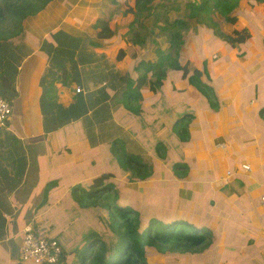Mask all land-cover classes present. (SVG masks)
I'll return each instance as SVG.
<instances>
[{
  "label": "crops",
  "instance_id": "crops-1",
  "mask_svg": "<svg viewBox=\"0 0 264 264\" xmlns=\"http://www.w3.org/2000/svg\"><path fill=\"white\" fill-rule=\"evenodd\" d=\"M81 1L76 0L65 11L67 0H64L53 14L43 11L35 18L24 20L22 33L13 39L17 46L10 44L3 50L4 59L0 58V70L14 89V93L5 89L11 114L0 122V264H34L20 258L21 240L28 226L39 235L59 239L65 247L77 244L80 224L72 190L78 185L86 188L94 177L105 173H111L118 181L130 182L125 180L129 174L121 171L114 158L108 134L100 131L103 123L93 122V112L112 96L111 80L115 74L125 76L129 71L127 64L121 68L110 60L109 51L117 52L121 48L124 56L129 55V42L123 40L127 39V24L134 16L132 12L123 15L122 12L133 8L135 0ZM168 1L155 0L153 4H168ZM175 1L177 7L168 13L170 20L181 17L188 21L190 31L212 35L210 27L186 18L187 3L192 0ZM232 2L235 3L232 13L242 24L239 6L245 10L251 7L247 0ZM203 15L213 21L224 20L213 7ZM100 16L117 26V30L112 37L94 45L98 32L94 24ZM144 21L153 40L149 39L143 47L153 53L155 44L162 43L164 37H160V28L152 27L150 19ZM223 23L221 30L230 33L233 28L225 29L233 24ZM157 24L160 26L161 21ZM140 53L137 48L140 57H154L145 58ZM124 56L121 60L125 63ZM173 73L176 72L168 73L166 79L167 83L176 85L171 79ZM156 96L158 99L159 95ZM165 97L172 104V94L165 93ZM145 111H152V105ZM124 112L120 105L111 108L112 121L121 127L120 138L129 132L120 118ZM222 120L220 116L218 121ZM108 126L106 118L104 127ZM194 126L204 140L189 141L193 154L189 155L188 148L184 154L191 170L198 171L200 178L190 180L191 171L179 178L178 184L181 182L185 196L197 201L196 214L201 218L210 216L213 232L212 244L193 255L194 264H264V202L261 201L264 162L255 155L259 143L234 145V139L229 141L219 135L222 140L211 145L210 129L217 125L212 121L203 125L197 120ZM146 150L149 157L146 153L143 156L155 163L149 180L158 177L159 169L165 176L163 180H176L153 149ZM214 154L223 158V170H215ZM205 162L210 167H204ZM244 162L250 166L247 171L241 167ZM72 260L69 256L65 264H74Z\"/></svg>",
  "mask_w": 264,
  "mask_h": 264
},
{
  "label": "trees",
  "instance_id": "trees-1",
  "mask_svg": "<svg viewBox=\"0 0 264 264\" xmlns=\"http://www.w3.org/2000/svg\"><path fill=\"white\" fill-rule=\"evenodd\" d=\"M63 1L0 0V58L4 59L3 50L10 44L13 47L17 46L18 43L13 39L22 33L24 20L35 18L43 11L53 14ZM75 1L67 0L64 10L67 11L71 8ZM104 1L106 3L108 1L109 3L115 2V0ZM154 1L135 0L133 8L128 7L122 12V15L132 12L134 16L132 21L127 24L126 41L130 45L127 50L129 54H133L136 63L125 76L115 74V77L112 78L113 90H111L113 94L107 102L102 103L101 107L93 112V122L96 125L103 123L100 131L103 134L104 132L108 134L111 151L121 171L129 174L125 180L145 185L150 181L149 179L153 177L155 163H152V160L144 157L143 154L147 152L146 148H152L156 157L163 163V167L172 171L176 180L171 179V186L178 187L179 178L188 176L192 171L185 160L184 152L188 148L189 155L193 154L189 143L192 135L189 124L195 125L198 116L195 109H191L182 97L172 101V104L166 99L163 86L168 73L183 68L188 70L186 81L188 88L183 90L184 94L190 92V89L201 94L205 108L200 110V114L205 113L207 116L220 114L219 116L223 118L219 122L221 128L230 121L238 120L242 112L239 108L237 112H230L224 107L220 109L222 103L217 87L202 80L191 60H181L186 44L183 34L189 32L190 25L186 19L181 17L170 20L168 13L177 7L175 5L177 2L169 0L168 4H153ZM210 1H212L211 5ZM261 1L263 0H247L252 8ZM81 2L83 3L84 0ZM187 7L186 18H194L197 24L210 26L212 35L218 40L224 41L231 47L246 40L245 28L225 33L221 30L218 22L203 15L213 7L225 22L233 24L238 20V16L232 13L235 3H230L229 0H192L187 3ZM145 19H150L152 27L160 28V37H164L162 43L166 44L165 46L161 42H157V44L153 42L156 46L153 48V59H144L137 54V48L145 46L149 39L153 40V36H149L151 32L148 31ZM158 21H161L160 26L157 24ZM56 22L57 18L53 23ZM94 27L98 30L97 41H93L94 45L112 37L117 30V26L109 24L101 16L98 17ZM124 55L125 51L119 48L116 52V59L121 60ZM202 65V72L207 78L210 77L205 60ZM258 68L259 66L256 69ZM257 81L260 91H256L253 95L256 96V104L252 111L259 122L264 125V98L260 99V95L264 96V79ZM249 88L250 86H248ZM5 89H10L14 93L10 79L0 70V96L8 100ZM144 89L150 91L151 98L156 94L159 95L156 101L150 103L152 105L150 112L145 111L139 103V100L144 97L142 93ZM199 102L197 107L201 104ZM119 105L125 111L120 116L123 119L122 123L129 128V132L122 138L119 137L122 134L121 127L112 121L111 116V108ZM180 111H184V113H178ZM106 118L109 119L108 130L104 127ZM244 123L249 125L251 120ZM243 125L239 126V131L235 133L236 142L260 143L262 141L261 147H264L263 136L242 133ZM195 132L197 131L195 130ZM217 134L231 141L230 136L225 134V129H221ZM131 135L134 138H131ZM102 139L104 140L105 136ZM214 156L216 158L214 161L215 170H223L225 167L223 158L217 154ZM203 166L208 168L210 163L205 162ZM198 178H200L198 171L193 170L190 180ZM232 181H234V177H232ZM122 186V181L114 179L111 173H105L94 177L86 188H81L78 185L72 190L76 201L75 215L80 224L78 225L80 232L77 235V244L69 247L63 246L59 239L45 236L55 239L61 247L59 261L55 264H65L66 258L69 256L73 257L72 263L74 264H150L151 253L154 251L195 255L212 244L213 232L210 226L211 220H208L210 216L198 218L193 223L191 216L198 214L199 205L197 201L191 200L190 196H185L188 199L186 201L181 194L182 205L187 204L188 209L168 210L162 207L163 204L152 206L147 203L141 207L138 205V201L128 200L126 197L128 190ZM141 196L139 195L137 200ZM157 201L158 199L155 200V202Z\"/></svg>",
  "mask_w": 264,
  "mask_h": 264
},
{
  "label": "rangeland",
  "instance_id": "rangeland-1",
  "mask_svg": "<svg viewBox=\"0 0 264 264\" xmlns=\"http://www.w3.org/2000/svg\"><path fill=\"white\" fill-rule=\"evenodd\" d=\"M229 1L232 3L233 0ZM209 4L211 5L212 2ZM243 7L245 6H242V8ZM246 8L248 7L246 6ZM238 13H242V15L240 14V17L243 20L242 24L239 22L241 20H238L234 22L229 29H225V31H229L231 28L238 30L245 28L247 37L243 43H240L235 47H231L224 41L218 40L213 35L205 36V34L200 31H190V27L189 32L184 34L186 44L183 57L181 59L182 61L184 59L191 60V63L196 66V71L201 76L202 80L209 84H214L217 87L219 98L222 103L220 109L224 107L230 112H237L239 108L242 113L238 120L230 121L223 126V128H221L218 121L220 114L218 116H212V114L207 116L205 113L201 115L200 110L205 108V104L202 101V95L192 89H190V92H187L186 94L183 92L185 88H188L186 81L189 72L186 68L175 71L176 73L171 75V79H174L176 85L167 83L166 79V83H164L163 86V92L172 94L173 101L182 97V99L189 104L191 109H195V113L198 116L196 118L198 123L204 125L212 121L217 125L210 129V134L213 135L212 137L210 136L211 145H213V142L216 140H222V138L220 139V134H217L221 129H225V134L234 139V143H236L237 136L235 133L239 131L238 127L242 124H244L242 127V133H252L254 136L262 135L264 138V125L259 122L258 118L254 114V111H252V108L255 107L256 104V96L253 95L256 91H260L257 80L264 79V0L256 3L253 8H248V10L241 9L239 6ZM214 21L218 22L219 25H224V20ZM193 23L194 22H191V24ZM147 24L148 26L150 25L149 21ZM222 25L221 29L223 28ZM232 30L229 32L232 33ZM123 41L125 42L126 38H124ZM140 52V55L145 58H148L150 55L151 57L154 55L152 52H149L146 47H143L142 49L140 48ZM109 53L110 60L113 59L118 67L125 68L127 64V70L130 71L132 69L135 59L133 54H126V56H124V63L122 60L116 59V51L114 49H111ZM204 60L206 69L210 75L208 78L204 72H202V63ZM258 66L259 68L256 69ZM183 82L184 85H182ZM248 86H250L249 89ZM142 93L144 94V97L139 100V103L144 110H148L150 103L157 99V94L154 98H151L149 95L150 91L144 89L142 90ZM261 98H264V96L260 95V99ZM197 101L201 103L198 107ZM178 113L183 114L184 111H180ZM208 117L211 118L206 119ZM249 120H251V123L246 125L244 122ZM189 129L192 133L189 141L196 142L199 138V142L202 143L204 136L201 133L195 132L196 128L194 124H189ZM261 142L257 145V153H255V155L264 162V147H261ZM146 156L149 157L148 153H146ZM245 163L246 162H244V164ZM159 170L158 177L150 180L146 185L139 182L122 181V187L128 190L126 195L128 200L133 202L135 200L138 201V205H141V207L147 203L152 206L163 204L162 207L168 210L188 209L187 204L182 205V196L185 197V195L183 194L184 188L180 187L181 182L178 187H172L171 181L160 183L165 181L163 180L165 179V176L163 171L161 169ZM169 190L171 191L170 193ZM139 195L142 196L139 200H137ZM168 197H171V199H168ZM157 199L158 201L155 202ZM201 213H203V211ZM191 217V221L193 223H195L198 218H201L198 215H193ZM149 261L150 264H194L195 262L193 254H181L178 252L168 251H154L151 253Z\"/></svg>",
  "mask_w": 264,
  "mask_h": 264
},
{
  "label": "built area",
  "instance_id": "built-area-1",
  "mask_svg": "<svg viewBox=\"0 0 264 264\" xmlns=\"http://www.w3.org/2000/svg\"><path fill=\"white\" fill-rule=\"evenodd\" d=\"M80 89L77 88L76 92ZM11 114L10 102L0 96V122H3ZM244 170H249L248 164H242ZM264 202V196L261 197ZM61 247L55 239H49L45 236L36 234L31 227L24 228L21 240V255L22 261H31L35 264H55L59 261Z\"/></svg>",
  "mask_w": 264,
  "mask_h": 264
}]
</instances>
